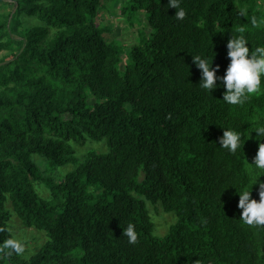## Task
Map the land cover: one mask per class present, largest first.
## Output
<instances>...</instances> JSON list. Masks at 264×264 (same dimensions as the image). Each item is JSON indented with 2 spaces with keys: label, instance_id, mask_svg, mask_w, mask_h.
Masks as SVG:
<instances>
[{
  "label": "trees",
  "instance_id": "trees-1",
  "mask_svg": "<svg viewBox=\"0 0 264 264\" xmlns=\"http://www.w3.org/2000/svg\"><path fill=\"white\" fill-rule=\"evenodd\" d=\"M11 1L14 13L0 14V52L15 50L0 66V264H264V225L241 222L237 193L251 190L249 147L264 142L255 132L264 77L259 93L228 105L221 81L212 92L199 86L192 60L214 58L223 76L231 35L250 50L264 45L259 0H181L182 20L168 0H129L131 24L144 11L151 29L129 50L97 24L104 0ZM21 16L41 25L13 37ZM223 127L243 134L235 153L219 143ZM87 140L108 151L59 182L34 161L76 164L74 145ZM148 203L175 215L165 236ZM13 214L47 237L28 260L8 244ZM129 222L134 244L123 236Z\"/></svg>",
  "mask_w": 264,
  "mask_h": 264
},
{
  "label": "clouds",
  "instance_id": "clouds-1",
  "mask_svg": "<svg viewBox=\"0 0 264 264\" xmlns=\"http://www.w3.org/2000/svg\"><path fill=\"white\" fill-rule=\"evenodd\" d=\"M169 8L175 9V17L182 20L186 16V11L181 7V0H168ZM243 15V13H241ZM255 25V18L252 19ZM243 32V29H240ZM229 57L228 66L223 76H218L217 71L219 65L215 68L212 66L211 60L201 54L192 55V60L195 66L201 71V80L199 86L207 91H213L220 87L217 81L221 84L225 91L223 92V100L228 105H242L252 95L259 93L262 90V77H264V45L257 46L250 50L248 41L244 35L233 36L228 40L226 45ZM216 55V53H215ZM255 132L258 137H264V126L258 127ZM242 132L234 128L223 127V135L219 138V143L222 148L227 149L230 153H235L245 141L242 139ZM261 140V139H258ZM257 169L264 171V142L258 143V151L254 157V163ZM259 178L264 174H259ZM259 183V200L251 198L252 187ZM239 194L238 207L242 209L240 218L247 225H264V182L259 179L251 185V190L243 189ZM123 236H126L129 243H136L138 233L135 230V225L128 223L126 228H123ZM8 244L17 251L22 250L20 245L9 240ZM198 264V262H196Z\"/></svg>",
  "mask_w": 264,
  "mask_h": 264
},
{
  "label": "rangeland",
  "instance_id": "rangeland-1",
  "mask_svg": "<svg viewBox=\"0 0 264 264\" xmlns=\"http://www.w3.org/2000/svg\"><path fill=\"white\" fill-rule=\"evenodd\" d=\"M7 4L0 7V14L4 13L5 15L9 13H14L17 5L11 0H4ZM129 0H104L102 2V8L100 9L96 22L99 26L107 29V32L104 33V36L107 40H116V43L124 46L126 49H131L135 44L138 43L140 33L145 32L147 35L151 33V29L148 26L147 20L145 19V12H138V19L133 20V24L129 21L128 17L122 12V9L126 6ZM258 8L264 11V0H259ZM21 22L17 26L19 30L13 28L14 23L9 24L10 33L13 37H18L20 33H24L26 30L41 25L36 19L26 16H21ZM20 32V33H19ZM15 52H0V66L5 64L8 60V57L11 53ZM95 99L90 98L89 102L94 103ZM76 156L79 159V162L74 164L70 163L63 167H52L48 164V161L45 157L34 155V161L39 165L41 170L46 176H51L55 181H61L68 173L74 171L79 164L84 162L88 155L92 152L96 153H106L108 151L107 144L105 142H96L92 140H87L83 145H74ZM256 155V148L251 145L248 152V163L249 169L254 174V182L259 179L260 182H264V175L259 178V174H264V171H261L256 168L254 163V157ZM253 187L258 192L259 183L254 184ZM35 188L39 195L45 199H51L52 194L50 190L42 183H35ZM148 208L152 216L154 226V233L157 236H165L171 225L176 222V217L172 213H167L160 206L158 209H155L153 205L148 203ZM241 222L243 220L240 218ZM10 229L13 233V240L16 241L21 249V255L24 259H30L34 254L38 252L40 247L45 244L47 237L45 233L40 232L34 228H25L22 221L13 214L10 221Z\"/></svg>",
  "mask_w": 264,
  "mask_h": 264
}]
</instances>
